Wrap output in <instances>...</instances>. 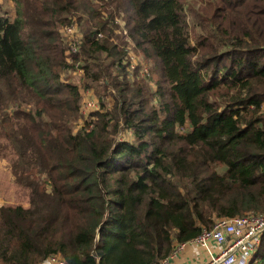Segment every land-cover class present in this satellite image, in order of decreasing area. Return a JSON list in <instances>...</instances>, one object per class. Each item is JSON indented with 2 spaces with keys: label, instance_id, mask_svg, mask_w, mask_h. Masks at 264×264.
<instances>
[{
  "label": "trees",
  "instance_id": "trees-1",
  "mask_svg": "<svg viewBox=\"0 0 264 264\" xmlns=\"http://www.w3.org/2000/svg\"><path fill=\"white\" fill-rule=\"evenodd\" d=\"M10 7L0 2V158L31 205H0V264H161L220 218L264 214V0ZM74 19L82 42L69 54L61 30ZM128 44L158 60L166 87L153 90L142 61L131 74ZM68 55L106 68L117 92L79 129ZM247 264H264V233Z\"/></svg>",
  "mask_w": 264,
  "mask_h": 264
},
{
  "label": "rangeland",
  "instance_id": "rangeland-1",
  "mask_svg": "<svg viewBox=\"0 0 264 264\" xmlns=\"http://www.w3.org/2000/svg\"><path fill=\"white\" fill-rule=\"evenodd\" d=\"M1 3L4 4V7L9 9L10 6L14 5L15 0H0ZM7 6V7H6ZM187 13V19L189 20L191 25L193 26L194 17L190 12ZM74 14L70 16L72 18ZM71 20V19H70ZM119 23H121V26L124 25V22L119 19ZM70 23H75L77 25V29L79 33L82 34L77 21L74 19ZM69 24V23H68ZM68 26V25H67ZM62 28V27H61ZM64 26L61 30V35L64 37V43H67L69 46L68 53H74L70 51L71 47V37L66 36L64 34ZM117 33L118 30H117ZM127 34V32H124ZM102 36V35H100ZM127 43H130L132 39L124 38ZM81 42L82 38L80 40L79 44V51L81 49ZM123 47V45H121ZM124 48V47H123ZM129 52L133 51L132 54V65H131V74L136 69L138 62L142 61V73L140 69V73L142 76H150V68L152 69V72L154 75L151 80H149L150 86L153 88V90H157L159 85H163L166 87V84L163 82L161 67L159 66V62L157 59H149L146 58V56L140 52V50H135V48L132 45L127 46L126 48ZM78 51V52H79ZM142 53V55L140 54ZM134 57V58H133ZM67 60L70 61L69 64H71V67L67 68L62 73V78L64 80L73 82L77 84L79 87V91H81V107H80V114L81 117H79V120L77 121L76 125L74 126L75 129H79L87 124V122H92L96 118V113L99 111H105L106 108H112L115 102V94L117 93L115 88L113 87L111 77L108 76V72L106 68L100 66V65H92L91 66V72L88 73L85 68L82 67L83 61H81V58H78V60H71L70 55L67 56ZM106 67V66H105ZM135 67V68H134ZM141 67V68H142ZM92 71L93 72H99L100 78L98 80H93L92 77ZM149 72V73H148ZM148 73V74H146ZM144 74V75H143ZM152 102H157L155 99L152 100ZM86 105L93 106L91 108H87ZM93 128V124L91 126L87 127V130H90ZM131 131H122L120 135V139L124 138H131ZM13 204V205H23L25 207L31 205L29 202V191L28 189H25L15 182L13 179V175L11 173V167H10V160L7 158H0V205L4 203Z\"/></svg>",
  "mask_w": 264,
  "mask_h": 264
},
{
  "label": "built area",
  "instance_id": "built-area-1",
  "mask_svg": "<svg viewBox=\"0 0 264 264\" xmlns=\"http://www.w3.org/2000/svg\"><path fill=\"white\" fill-rule=\"evenodd\" d=\"M124 32L127 31L124 30ZM64 34L67 37H71L70 51L78 52L82 34L79 33L77 25L75 23L68 24L64 28ZM100 35L102 34L99 33ZM142 69L143 67L141 68V73ZM86 107L91 108L93 106L86 105ZM263 233L264 214H247L240 217L220 218L212 228L204 229L199 236L189 242L203 247L210 254V261L205 264H247L260 247ZM211 242H217L221 246V251L214 252L211 247ZM187 243H180L170 256L176 255ZM41 264L67 263L59 256L51 255L45 258Z\"/></svg>",
  "mask_w": 264,
  "mask_h": 264
},
{
  "label": "crops",
  "instance_id": "crops-1",
  "mask_svg": "<svg viewBox=\"0 0 264 264\" xmlns=\"http://www.w3.org/2000/svg\"><path fill=\"white\" fill-rule=\"evenodd\" d=\"M211 247L214 252L221 251V246L217 242H211ZM209 261L210 254L203 247L188 242L176 255L170 256L161 264H205Z\"/></svg>",
  "mask_w": 264,
  "mask_h": 264
}]
</instances>
